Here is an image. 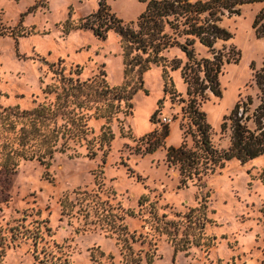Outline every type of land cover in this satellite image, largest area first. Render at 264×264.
Masks as SVG:
<instances>
[{
    "label": "rangeland",
    "instance_id": "obj_1",
    "mask_svg": "<svg viewBox=\"0 0 264 264\" xmlns=\"http://www.w3.org/2000/svg\"><path fill=\"white\" fill-rule=\"evenodd\" d=\"M38 2L27 11L34 0H0L8 30L0 36L1 106L52 105L60 69L80 80L104 75L110 86L132 93L110 117L94 108L83 111L88 145L66 133L57 145L63 143L64 151L54 152L48 166L23 158L14 168L0 166V264H264V155L243 163L231 159L215 172L184 180L165 157L170 145L184 139L193 144L184 136L189 96L180 70L169 71L172 83L165 91L161 66L128 69L113 30L105 38L89 29L63 31L66 20L75 24L98 0ZM106 2L124 21L136 20L146 4ZM262 8L264 1L242 4L239 14L220 16L232 36L214 46L235 57L238 50L239 60L223 65L220 96L206 91L197 100L218 149L229 145L220 125L235 103L251 97V110L258 103L254 74L264 60V42L252 22ZM194 50L209 55L199 42ZM164 54L186 61L176 47ZM157 108L158 121L152 122ZM161 123L169 133L151 151L155 137H141ZM107 130L112 137L102 142Z\"/></svg>",
    "mask_w": 264,
    "mask_h": 264
},
{
    "label": "trees",
    "instance_id": "obj_2",
    "mask_svg": "<svg viewBox=\"0 0 264 264\" xmlns=\"http://www.w3.org/2000/svg\"><path fill=\"white\" fill-rule=\"evenodd\" d=\"M140 1L146 4L134 21L118 18L106 0H98L96 10L80 17L75 24L66 20L63 31L89 29L97 38H105L107 31L113 30L119 36L128 69L137 68L143 72L153 65L161 66L165 91L167 82L172 83L169 71L180 70L189 96L183 107L188 119L184 136L190 135L193 144L188 146L184 139L178 146L170 145L166 147L165 157L169 164L178 168L184 180L198 179L208 172H215L231 159L243 163L264 155V60L254 74L259 90L258 103L251 110L253 99L247 97L246 102L238 101L223 117L220 128L221 132L228 133L229 145L226 148L218 149L212 143L211 126L197 102L198 98H206V91L220 96L218 76L223 65L239 60V51H233V47L231 49L236 57L229 51L216 50L214 46L218 40L226 41L232 36L220 26V16L224 13L229 16L239 14L240 5L264 0ZM38 7V0H34L27 11H34ZM252 28L256 37L264 42V8L255 15ZM7 32L0 12V36ZM12 33L16 39L17 34ZM195 42L206 47L209 55L197 56ZM174 47L185 54L183 64L179 59L169 60L165 56L164 53ZM57 74L59 84L54 90L52 105H38L32 109L0 105V138L4 139L0 143V166L3 168H14L17 158L37 159L48 166L54 152L64 151L63 143L57 145L60 137L66 133L86 141L88 145L90 140L87 138L88 127L83 111L94 108L99 116L110 117L120 110L122 101L131 98V91L125 93L123 87L110 86L104 75L80 80L65 76L62 69L57 70ZM158 111L157 108L151 114L152 122L158 121L155 118ZM59 119L61 123L57 125ZM9 133H13L12 136ZM168 133V124L161 123L160 128L141 139L151 140L155 137L151 149L154 151L161 146ZM111 137L110 130L103 131L100 140L104 142Z\"/></svg>",
    "mask_w": 264,
    "mask_h": 264
},
{
    "label": "crops",
    "instance_id": "obj_3",
    "mask_svg": "<svg viewBox=\"0 0 264 264\" xmlns=\"http://www.w3.org/2000/svg\"><path fill=\"white\" fill-rule=\"evenodd\" d=\"M95 10H96V9H95ZM95 10H94V11H95ZM89 13H91V12H89ZM89 13H88V14H89ZM88 14H86V15H88Z\"/></svg>",
    "mask_w": 264,
    "mask_h": 264
}]
</instances>
